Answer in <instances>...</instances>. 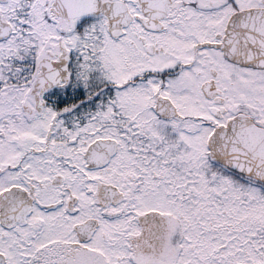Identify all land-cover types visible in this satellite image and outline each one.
Wrapping results in <instances>:
<instances>
[{"label":"snow or ice","instance_id":"1","mask_svg":"<svg viewBox=\"0 0 264 264\" xmlns=\"http://www.w3.org/2000/svg\"><path fill=\"white\" fill-rule=\"evenodd\" d=\"M0 264H264V0H0Z\"/></svg>","mask_w":264,"mask_h":264}]
</instances>
